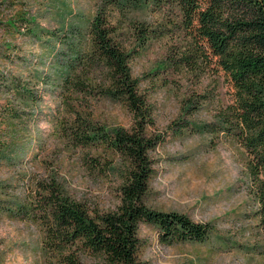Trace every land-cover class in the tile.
Returning a JSON list of instances; mask_svg holds the SVG:
<instances>
[{
  "label": "rangeland",
  "instance_id": "obj_1",
  "mask_svg": "<svg viewBox=\"0 0 264 264\" xmlns=\"http://www.w3.org/2000/svg\"><path fill=\"white\" fill-rule=\"evenodd\" d=\"M99 3L0 0V73H23L40 96L34 111L24 117L22 132L30 134L31 145L24 150L19 145V159L0 165L5 194L1 198L7 202L31 203L40 197V184L55 179L69 199L93 210L115 211L120 203V177L89 168L92 160L103 163L104 153L76 148L65 136L75 112L108 130L133 126L124 103L102 96L98 88L89 96L70 95L62 88L59 67L70 56V47L86 49L88 26ZM26 14L36 20L33 27L40 37L35 40L19 21ZM12 19L18 21V31L8 26ZM166 43L167 39L153 41L130 63L141 93L153 106L155 126L149 131L163 137L152 152L154 174L147 204L211 224L214 232L205 243H163L156 229L142 225L140 259L145 264H264V233L255 216L245 150L215 127L218 114L233 103L234 90L222 71L199 77L165 67ZM37 70L43 73L42 81ZM91 77L98 87L103 76L94 72ZM7 100L0 94V121ZM42 240L37 223L0 212V264H58L44 253ZM83 263L100 260L87 256Z\"/></svg>",
  "mask_w": 264,
  "mask_h": 264
},
{
  "label": "trees",
  "instance_id": "obj_2",
  "mask_svg": "<svg viewBox=\"0 0 264 264\" xmlns=\"http://www.w3.org/2000/svg\"><path fill=\"white\" fill-rule=\"evenodd\" d=\"M27 15L19 21L35 40L40 37L33 27L36 20ZM7 24L18 31L15 19ZM86 37V49L70 47V56L59 67L62 88L83 96L98 88L102 96L124 103L133 126L108 130L75 112L65 136L76 148L104 153L103 163L92 160L89 168L120 177V203L115 211L93 210L69 199L55 179L40 184L37 200L12 203L1 198L5 194L0 182V212L37 223L44 253L58 264H84L87 256L100 264H145L140 259L142 225L156 229L163 243H205L211 238V224L147 204L152 152L163 137L149 131L155 126L153 106L141 93L130 63L153 41L167 39L165 67L199 77L222 71L229 79L234 101L218 114L215 127L245 150L255 216L264 233V0H100ZM37 71L42 81L43 73ZM94 72L103 76L98 87L91 77ZM0 94L8 98L0 121L5 125L0 130L1 165L19 159V145L22 150L31 145L30 134L22 132L24 117L34 111L40 96L23 73L14 77L10 72L0 73ZM12 149L14 156L9 157Z\"/></svg>",
  "mask_w": 264,
  "mask_h": 264
}]
</instances>
